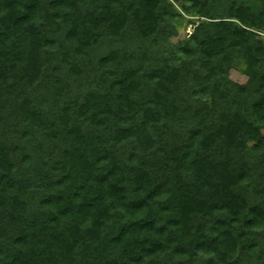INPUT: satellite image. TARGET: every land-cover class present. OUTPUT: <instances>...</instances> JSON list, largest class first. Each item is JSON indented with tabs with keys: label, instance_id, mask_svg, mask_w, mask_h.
I'll return each mask as SVG.
<instances>
[{
	"label": "trees",
	"instance_id": "1",
	"mask_svg": "<svg viewBox=\"0 0 264 264\" xmlns=\"http://www.w3.org/2000/svg\"><path fill=\"white\" fill-rule=\"evenodd\" d=\"M0 264H264V0H0Z\"/></svg>",
	"mask_w": 264,
	"mask_h": 264
},
{
	"label": "rangeland",
	"instance_id": "2",
	"mask_svg": "<svg viewBox=\"0 0 264 264\" xmlns=\"http://www.w3.org/2000/svg\"><path fill=\"white\" fill-rule=\"evenodd\" d=\"M192 31V27L188 26L185 30L181 29L179 34L171 39L174 45H183L186 43L187 35ZM244 66L240 63L235 65L230 71V78L234 81L243 83L246 77L243 75Z\"/></svg>",
	"mask_w": 264,
	"mask_h": 264
}]
</instances>
